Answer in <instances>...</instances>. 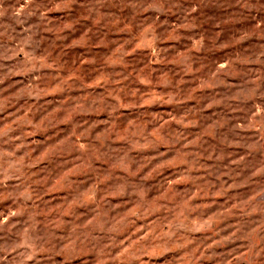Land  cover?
<instances>
[{
  "label": "rangeland",
  "instance_id": "rangeland-1",
  "mask_svg": "<svg viewBox=\"0 0 264 264\" xmlns=\"http://www.w3.org/2000/svg\"><path fill=\"white\" fill-rule=\"evenodd\" d=\"M0 264H264V0H0Z\"/></svg>",
  "mask_w": 264,
  "mask_h": 264
}]
</instances>
